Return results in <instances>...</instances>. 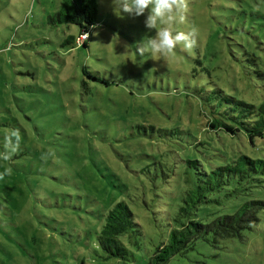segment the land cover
<instances>
[{
    "label": "rangeland",
    "instance_id": "1",
    "mask_svg": "<svg viewBox=\"0 0 264 264\" xmlns=\"http://www.w3.org/2000/svg\"><path fill=\"white\" fill-rule=\"evenodd\" d=\"M96 1L97 22L76 45L77 24L50 21L64 0H0V264H151L174 215L167 193L185 189L180 159L206 135L198 91L218 82L254 104L264 95V0H188L176 28L194 27L196 46L165 57L138 51L155 34L145 16ZM242 137L234 154L264 156V135ZM245 192H221L192 218L264 202V181ZM122 199L141 233L122 236L127 255L108 256L97 234ZM259 216L241 237L200 238L164 264H264Z\"/></svg>",
    "mask_w": 264,
    "mask_h": 264
},
{
    "label": "trees",
    "instance_id": "2",
    "mask_svg": "<svg viewBox=\"0 0 264 264\" xmlns=\"http://www.w3.org/2000/svg\"><path fill=\"white\" fill-rule=\"evenodd\" d=\"M96 0H64L60 11L50 21L77 24L82 32L97 22ZM79 34V36L81 35ZM82 44L86 45V40ZM76 43L74 38L70 43ZM203 106L208 115L200 132L201 138L194 135L189 144L185 159H180L185 170L183 180L185 189L181 193H167L174 206L173 217L166 219V234L161 233L160 244L155 248L151 264H164L173 256L185 255L193 249L200 238L213 242L219 239L241 237L245 229H250L260 218L264 202L260 199L244 201L233 213L217 216L208 222L192 218L204 203L220 202L223 197L237 196L264 181V156L254 158L248 154L229 149V145L243 141L245 135L251 144L264 135V95L259 104L236 98L215 82L212 89L204 95ZM197 152L203 155L201 159ZM208 161V162H207ZM169 181H167L168 183ZM177 188V187H176ZM172 196V197H171ZM162 213V212H161ZM168 215V214H167ZM167 215H164L166 217ZM141 229L134 212L125 200H119L105 214L102 229L97 234L98 244L108 252V256L127 255L122 236L135 237Z\"/></svg>",
    "mask_w": 264,
    "mask_h": 264
},
{
    "label": "clouds",
    "instance_id": "3",
    "mask_svg": "<svg viewBox=\"0 0 264 264\" xmlns=\"http://www.w3.org/2000/svg\"><path fill=\"white\" fill-rule=\"evenodd\" d=\"M119 12L134 16H145L144 24L155 34L138 45V51L165 57L174 54L177 45H183L191 51L196 46V29L193 27L185 32L176 28L177 22H183L188 10V0H114ZM84 34V35H83ZM89 32H82L84 38L76 42L79 45L86 39Z\"/></svg>",
    "mask_w": 264,
    "mask_h": 264
},
{
    "label": "built area",
    "instance_id": "4",
    "mask_svg": "<svg viewBox=\"0 0 264 264\" xmlns=\"http://www.w3.org/2000/svg\"><path fill=\"white\" fill-rule=\"evenodd\" d=\"M84 35V34H83ZM84 38L82 37V35L80 36L79 40H83Z\"/></svg>",
    "mask_w": 264,
    "mask_h": 264
}]
</instances>
